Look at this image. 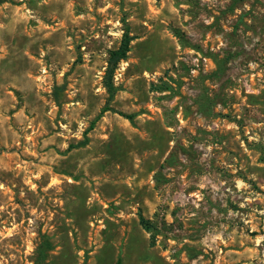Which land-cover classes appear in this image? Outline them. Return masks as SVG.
Masks as SVG:
<instances>
[{
    "label": "rangeland",
    "instance_id": "1",
    "mask_svg": "<svg viewBox=\"0 0 264 264\" xmlns=\"http://www.w3.org/2000/svg\"><path fill=\"white\" fill-rule=\"evenodd\" d=\"M119 256L264 264V0H0V264Z\"/></svg>",
    "mask_w": 264,
    "mask_h": 264
},
{
    "label": "trees",
    "instance_id": "2",
    "mask_svg": "<svg viewBox=\"0 0 264 264\" xmlns=\"http://www.w3.org/2000/svg\"><path fill=\"white\" fill-rule=\"evenodd\" d=\"M133 40L132 35H130L128 31V27L125 28L123 37L121 40V43L118 48L112 49L109 52V58H108V64H107V69H106V74L104 77V84L108 90L109 97L107 100V104L101 109L100 114L91 122L89 128L87 130H91L94 128V125L96 121L101 117V115L110 110L111 107L109 105L110 101L114 97L116 87L113 82V77H114V72L118 67V64L121 60H124L128 57V52L131 49V41ZM127 118L130 120H133V115H125ZM88 139V138H87ZM139 221L141 226L147 230V231H152V225L150 221L144 217L142 214L139 215ZM154 243V242H153ZM116 264H123L122 257H118Z\"/></svg>",
    "mask_w": 264,
    "mask_h": 264
}]
</instances>
